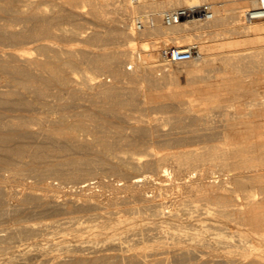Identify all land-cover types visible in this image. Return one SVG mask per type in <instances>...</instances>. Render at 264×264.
<instances>
[{
	"label": "bare ground",
	"instance_id": "6f19581e",
	"mask_svg": "<svg viewBox=\"0 0 264 264\" xmlns=\"http://www.w3.org/2000/svg\"><path fill=\"white\" fill-rule=\"evenodd\" d=\"M184 1L139 0V4H130L117 15L121 27L115 23L113 32L106 35L99 29H81V22L63 25L75 16L85 17V11L101 19L104 16L101 2H92L88 9L79 0H0V168L11 169L7 174L0 172V211L18 218L11 224L0 225V264H264V136L253 138L261 132L255 131L258 124L255 116H264V92L257 88L261 85L264 89V18L243 22L240 8L243 3L253 5L256 0H214L217 4L211 21L227 22L238 35L229 36L218 45L200 41L199 57L174 60L160 55L165 60L149 64L150 68L161 65L167 71L171 62H189V71L196 76L183 86L167 72L157 75L144 71L146 79H139L141 73L121 67L122 56L134 46L135 29L130 20L136 9L139 6L161 9ZM124 24L127 30L123 29ZM205 24L183 21L165 26L157 22L152 28L139 30V37L163 33L166 38L188 40L192 36L203 37V33L195 31ZM58 36L76 41L58 44ZM103 39L125 40V44L116 45L113 50L87 46L92 43L93 47V42ZM150 41L153 46L148 51L152 53L157 40ZM226 44L241 47L216 49ZM84 64L108 70L115 81L107 82L98 73L88 72L82 73L80 80L75 69ZM230 72L235 75L229 76ZM229 80L238 85L233 87V94H238L243 85L252 97L246 109L240 110L235 118L226 119L224 134H236L237 139L225 140L228 145L222 152L214 151L217 144L209 143L204 150L191 147L153 154L150 149L145 150L142 138L119 134L113 139L100 124L89 125L86 117L93 113L86 107L72 110L73 115L68 112L72 117L66 112L67 107L78 105L71 97L81 90L79 81L89 88L88 99L100 112L124 114L120 107L141 91L140 81H145L143 86L151 99L159 101L157 108L165 110L169 104L160 100L163 96L180 99L189 95L214 100L218 83ZM205 86L212 88L206 91ZM40 108L48 112L39 114ZM109 116L103 119L111 121ZM180 137L177 140L187 139ZM68 148L82 149L84 153L101 152L98 157L110 171H118L124 178L126 171L121 170L129 168V177L120 181V185L115 184L102 199L94 188L96 180H91L94 177L91 158L86 156L80 161L79 157L69 155L72 150ZM65 149L70 153L58 155L59 150ZM39 163L43 165L40 167ZM65 163L69 167H64ZM142 167L152 173H145ZM23 169H36L41 179L46 173L67 178L71 182L67 186L72 187L74 194L69 195L68 188L65 192L69 196L57 198L48 191L51 189L47 181L42 183L44 191L28 187L5 190L2 183L17 178ZM14 191L15 203L5 206L4 195ZM183 192L187 194L182 195ZM120 210L142 215L120 217ZM34 213L50 218L45 221L28 218ZM26 214L29 216L22 218ZM226 217L242 224L251 223L250 227L238 230L241 236L252 233L254 240L246 243L249 237L245 241L238 237L236 241L227 231L221 234L209 230ZM65 230H70L72 237H67ZM219 246L223 251L216 250Z\"/></svg>",
	"mask_w": 264,
	"mask_h": 264
},
{
	"label": "rangeland",
	"instance_id": "374dc122",
	"mask_svg": "<svg viewBox=\"0 0 264 264\" xmlns=\"http://www.w3.org/2000/svg\"><path fill=\"white\" fill-rule=\"evenodd\" d=\"M58 1L60 2L61 0H58ZM92 2H101V6L104 10V16L101 19L93 18L88 11H85V14H86L85 17H80V16L78 17L77 16L78 18H76V16H75V18H72L70 20L63 22V25L70 26V25H73L74 22H75L74 24H79L78 22H81L80 23L81 26L83 25L81 27V29H87V30L93 29V28L96 30L99 29V31H101L102 33L106 32V35L107 34L109 35L110 33L113 32V27H114L115 23H116L115 26L121 27V26H119V23H117L118 21L116 20V17H117V15H121V13L124 11V8L129 7V5L131 4L130 0H91V1L79 0V4L84 3L85 7H87L88 9L90 8V4ZM240 3H243V2H240ZM249 5H250L249 3H245V4L243 3L240 8H244V7L249 6ZM223 6H225V5H223ZM80 7L84 8V10H85L84 6H80ZM113 16H115L114 19H113ZM76 19H78V20H76ZM84 21H85V23H83ZM124 25L122 26V27H125L123 29L127 30L128 29L127 25H125V26ZM160 26H162V25H160ZM195 32H197V34L203 33L204 36L203 37L201 36L202 38L198 37V36H192L188 40H185V39L175 40V38H166L167 36H164L163 33L162 34L161 33H155L153 35H150L149 37L148 36L145 37V39L142 38L143 39L142 40L141 36L139 37V35H141V32L139 33L138 30H134L133 36H135V37H134L133 44H132L134 46H132L131 51L129 50L130 52L127 51L122 56L121 67L123 66L122 69L125 68L124 70H127V71H133L136 73H141V74H138L139 79H146V78H144L145 76H143L144 71H152L153 73H155L157 75H162L163 73L167 72L170 75H173L172 79L175 80L174 82L177 81V83H179L183 86V85L187 84L191 78L196 76V74L194 72L189 71V67L191 65V64H189V62H186V61L171 62L167 71H166V69L164 70L161 65H160V67H159V65H157V67L156 66L151 67V68L149 67L150 63L152 64V63H156L158 61L165 60L164 58L160 57V55L164 56V54L162 53V47L164 45V42L161 39L162 37L166 40L165 42H170V43H178V42L179 43L180 42L185 43V42H194L195 41V42H198V44H201L202 42H212V43L215 42V44L218 45L220 42L225 41V38H228L229 36L238 35L237 32H234V31H232V29H230V26L227 22L222 21L221 19L211 21L210 23L205 24L202 27L198 28V30ZM133 36L131 35L132 39H133ZM61 39L62 38H60L58 36V44L70 43L71 41L72 42L76 41L74 39L70 40V41H65V40H63V39L61 40ZM214 39H216V40H214ZM144 40H145V42H143ZM150 40H157L156 45H154V49H153L152 53H150L148 51L153 46L151 44L152 42ZM200 41H202V42H200ZM93 43H94L93 47H92V45H93L92 43H88L87 46L88 47L91 46V48H95L97 50H101V48H103V49L105 48L104 50H113L116 45L117 46H123L125 44V40H120L119 42H117V41L112 40V39H110V40L109 39H103V40L96 41ZM141 45H144L145 48H141ZM226 45H224L222 47L218 46L216 49L228 51L231 49H235V47L236 48L241 47L240 44H236L233 46L228 45V44H226ZM134 47L136 50L134 49ZM198 47H199V45H198ZM199 56H196V57H199ZM139 59L141 60V62L139 61ZM148 59H150V60H148ZM142 61L145 62L146 65ZM137 63H139V65H137ZM141 63L143 66L141 65ZM134 64H135V68H133ZM88 65L89 64H84L83 66H79L75 69V73L77 74V76L80 80L84 76L83 74L88 72V73H98L99 74L98 76L101 77L102 80H107V82H112V81L114 82L115 81L114 76L108 70L100 69V68L98 69L92 65H90V66H88ZM227 74L229 76H231V75H235V72H233V73L230 72ZM245 78H247V76ZM79 82L77 85H79L81 90H79L76 93L77 94V95H75L76 98L75 97H71V98H74L72 100L76 101V104L79 105V103H81L82 105L67 107L68 109L66 110V112H67V114H69L68 115L69 117L70 116L72 117V115H73L72 113H74V112H72V110L78 109L79 107H80V109H82L83 107H86V108H88L87 109L88 112L92 110V112H90V113H93L89 117L90 119L88 118V116L86 117V122L87 123L90 122L89 125H94V124L99 125L100 124L101 126L100 125L99 126L101 127V129L104 130V132H106L108 134L109 138L111 137L113 139L117 138L119 134H121L123 136L128 134L126 136L129 137V135H131L130 137H133L136 139L142 138V140H145V142H144L145 145L143 144L144 146H146L145 150H146V148H148L147 150L150 149L149 151L152 152L153 154L171 153L173 151L179 152V151L185 150V148L187 149V148H191V147L194 148L195 150H199V149L204 150L205 148H207L209 145H211L213 143L217 144L216 149L214 151L222 152L225 149V147L228 145L225 142V140H227L229 137H232V139L233 138L237 139L236 134L235 135L229 134L228 136H226L224 134L225 133L224 132V126H225L226 119L232 118V116H233V118H235L239 114L240 110L246 109L247 106L250 105L251 100H249V99H251V97H252V94L249 93V91H244L245 88L243 85L240 87H243L244 89L243 88L240 89L238 94H233V92H232L233 87H236L238 85L236 83L232 82V80L231 81L229 80V83L223 84L221 82V84H220V82H219L218 86H216V90L218 89L217 95L215 97L216 100L215 99L213 100L209 97L190 98L192 96H189V95L181 96L183 99L182 98L174 99V98H169V97L163 96L160 100L161 101L166 100L165 102H167L169 104V107L166 108L167 110L166 109L164 110V109H161V107L157 108L159 101L158 100L154 101V99L153 100L151 99V97L149 96V92L147 91V89H145L146 87L143 86V85H145V81H140L138 84H141L140 90L143 93L140 91L138 93L139 96H138V94L136 96L134 95L135 97L134 96H133L134 98L132 97L133 100H132V98H130L131 99L130 102L125 104V106L123 105L122 107H120L121 111L124 112V114L120 113V112H118V114L117 113L107 114L108 112L102 113L97 109V107H95L94 105H91V103H90L91 101L88 99V98H91L88 94L89 88H87L85 86V84L82 83L81 81H79ZM119 82L120 81H118L117 83H119ZM143 82H144V84H143ZM207 87L208 86L204 87L205 90L207 89L206 91H208L209 89L212 88V87H208V88ZM257 88H258V91L260 93L264 92L263 86L258 85ZM83 90H85L84 91L85 93L82 92ZM79 92H80V96L78 94ZM122 95L126 96L125 93ZM96 98H100V97L96 96ZM127 99L129 100V98H127ZM143 106H145V107H143ZM70 108H72V109L70 110ZM53 109H51V110H53ZM177 109H179V110H177ZM58 110H59V107H58ZM53 111H51V112L53 113ZM46 112H48V111L45 110L44 108H40L38 111L39 114H45ZM68 112H70V113L72 112L71 113L72 115H70V113H68ZM102 115L103 116H106V115L109 116L110 115L109 117H110L111 121L104 120ZM179 118L181 121L178 120ZM255 119L258 123L257 127H256L257 129L255 128V131L260 130L261 132H259L257 134L255 133L256 135H254L253 138H255V139L263 138L262 136H264V135H262V134L264 133V131H262V130L264 129V116H255ZM259 121L262 123H260ZM262 126H263V128H262ZM144 129H146V130H144ZM141 130L144 132H142ZM138 132H140V133H138ZM177 136L178 137L182 136V137H180L181 139H183V138L185 139V136H186L187 139L179 141V140H177ZM188 137L190 139H192V140H190V142H189ZM186 140H187V142H185ZM209 143H211V144H209ZM201 145L204 147H201ZM68 149L67 150L65 149L66 151L65 150H59V152L57 151L59 153L58 155H63L66 152L70 153V151L73 148L69 149L70 151ZM71 152L72 153L69 155H74V156L79 157L78 159L80 161H82V160L84 161L86 156L87 157L89 156L91 158L93 166H94V170H92L94 177L91 180H96L94 182L95 183L94 188H96L95 190L101 195L100 196L98 194L99 195L98 197H100L102 199L105 198V197L103 198V196H106L110 193V191L113 189V186L115 184L120 185L119 184L120 181H123L127 177V175L129 177V172H131L129 168L122 169L121 170L122 172H124V170L126 171L124 174L126 177L122 178L123 174H121L120 172L110 171L106 166V162H104L102 159L99 158L100 155H102L101 152H98V151L96 152V151L92 150V152H90V153H89V151H87L88 153H84L86 151H84L82 149H76L75 150V148ZM210 152H207L206 154L208 155V153H209V155H210ZM98 153H99V155H98ZM80 157L81 158L85 157V158L80 159ZM62 159L64 162H67L66 157H63ZM196 164H198L197 167H200L199 165L201 164V159H200L199 163L197 161ZM42 165H43V163H39L40 167ZM69 165L70 164L65 163L64 167H69ZM97 165H98V167H97ZM168 166L170 169L171 166L170 165H168ZM103 167H105V168H103ZM219 167H217V168H219L220 171H223V169H221V166H219ZM95 168H97V170ZM142 168L145 169L144 172L147 171L145 173H152L151 170L147 169V167H142ZM5 169L0 168V172L5 173V174H7V172L8 173L11 172V169H8V168H5ZM97 171H100V172H97ZM35 172H36V169H31V171H30V169H26V170L23 169V171H21L20 175L17 178L11 179L8 182H3L2 187H4L5 190H7V189L8 190H15L16 188H20V187H22V188L28 187V188H33L37 191H44L45 189L41 188L43 186L42 183H44V181L45 182L47 181L46 183H48V185L50 186L49 188L51 189L48 191L53 192L56 195V197L59 195L61 197H59V196L58 197L62 198V197L74 194V192L73 193L71 192V191H73V190H71L72 187L70 188L69 186H67V185L71 184L70 181L68 182L67 178H63L60 175L57 176L54 173H46V174H44L43 178L41 179L39 177V175L37 174V172L36 173ZM48 174H50V175H48ZM23 175H24V177H23ZM19 178H21V179H19ZM103 182H105V183H103ZM30 183H31L32 187L29 186ZM56 183H57V185H56ZM50 184H52V185H50ZM51 186H52V188H51ZM255 188L259 189L257 186H255ZM77 189H78V187H77ZM65 191L66 192L68 191L67 193H69V195L66 194ZM186 194H187L186 192L182 193V195H186ZM16 195H17V193L15 191L8 194V195L7 194L4 195V202L5 203L3 202V204L5 206H8L9 204H10L9 206L13 205V203H15V201H16ZM200 201L202 202L203 200H199L198 202H200ZM111 208H112V206H111ZM113 208H115V207H113ZM1 212L2 211H0V225L11 224V223L17 221V219H18L15 216H13L12 214L4 213V212L1 213ZM125 212L123 210H120L118 215H120V217H125V216L131 217L133 215L141 217V215H142L141 212L139 213L137 211H135V212L125 211ZM34 214H36V213H34ZM34 214H32L30 216L28 214H26V215H23L22 218H27L29 216L28 218L37 219V220L41 219L44 221L48 220V218H50L48 216L47 217L42 216V215H40V213L36 214V215H34ZM40 216H42V217H40ZM223 220H225V221H223ZM223 220L222 219L219 220L218 224L216 226L211 225L209 230L220 231L221 234L223 232L227 231L226 233H228V235L236 241H238V239L241 237L243 238V239L241 238V241L248 240V237H249V240L246 243H250V242H252L250 240H254L252 233L245 234L244 236L243 235L241 236L239 233V230H238V228L242 229V228H245V226L250 227L251 223L242 224V223L236 222L233 219H229L227 217L223 218ZM103 223H107V222L105 221ZM220 224H222V225H220ZM220 226L222 227L221 229H220ZM234 229H235V231H234ZM65 231H66L65 234L67 235V237L68 236L72 237V233L69 232L70 230H65ZM263 231H264V229H263ZM234 232L237 234L235 235ZM232 235H233V237H232ZM245 237H246V239H245ZM223 249H222V247L219 246L216 250L218 252H221V251H223Z\"/></svg>",
	"mask_w": 264,
	"mask_h": 264
},
{
	"label": "built area",
	"instance_id": "2783aa9c",
	"mask_svg": "<svg viewBox=\"0 0 264 264\" xmlns=\"http://www.w3.org/2000/svg\"><path fill=\"white\" fill-rule=\"evenodd\" d=\"M156 2L157 0H152ZM131 4H139V0H130ZM214 0H185L182 3L172 4L168 7L155 9L154 6H139L131 18L135 30L152 28L157 22L169 26L179 22L195 21L197 23H208L214 18ZM156 16L159 20L156 22ZM264 18V0H256L253 5L243 8L241 20L249 22ZM164 56L174 60H184L200 55L197 42H191L184 46L166 42L162 47ZM131 67V66H130Z\"/></svg>",
	"mask_w": 264,
	"mask_h": 264
}]
</instances>
